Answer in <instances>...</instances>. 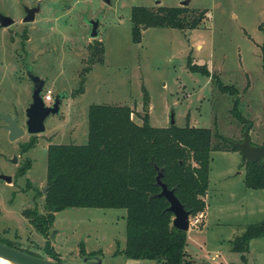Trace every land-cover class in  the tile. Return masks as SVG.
Returning a JSON list of instances; mask_svg holds the SVG:
<instances>
[{"label": "rangeland", "instance_id": "rangeland-1", "mask_svg": "<svg viewBox=\"0 0 264 264\" xmlns=\"http://www.w3.org/2000/svg\"><path fill=\"white\" fill-rule=\"evenodd\" d=\"M181 1L185 0H0V12L14 21L0 27V115L15 116L24 126L32 89L28 73L43 81L41 94L51 91L52 99L45 104L63 95L58 113L45 119L39 134L9 141L0 119V175L11 178L9 183L0 179L1 240L53 260L43 250L45 238L22 210L41 211L46 146L85 142L89 104L129 106L133 121L141 124L145 92L150 126L166 127L172 116L176 127L216 131L222 139L213 136L212 144L239 141L243 129L230 113L232 96L220 92L211 75L187 70V57L237 89L238 109L250 123V142L264 146V53L259 28L261 24L264 29V0H188L189 9L205 10L196 28L148 27L138 43L132 41L131 6L172 7ZM36 3L40 9L33 21L21 22L23 7ZM94 18L98 19L94 39L101 41L103 58L91 64L78 93L87 44L94 40L87 42L88 21ZM26 161L30 167L20 175ZM243 175L237 149L210 151L205 215L195 225L189 223L186 231L189 264H241L239 253L230 250V240L264 220V190L245 187ZM123 216L124 209L65 208L54 213L46 239L59 264H154L115 253L124 245ZM247 249L243 253L247 262L261 264L264 238L249 241Z\"/></svg>", "mask_w": 264, "mask_h": 264}, {"label": "trees", "instance_id": "trees-1", "mask_svg": "<svg viewBox=\"0 0 264 264\" xmlns=\"http://www.w3.org/2000/svg\"><path fill=\"white\" fill-rule=\"evenodd\" d=\"M205 10H192L187 6L146 8L130 7V34L138 43L141 31L148 27H166L179 30L196 28L204 18ZM261 51L264 53V29ZM86 66L80 71L82 91L85 73L91 64L102 62L103 46L94 39L87 44ZM84 60V61H85ZM187 70L211 75L217 89L232 96L230 113L250 128L241 115L237 89L221 83L205 65L186 60ZM264 71V62L262 65ZM141 124L131 118L132 110L126 105L89 104L86 110V140L83 144L59 143L46 146L45 184L41 190V211L25 208L22 215L45 238L43 250L59 264L47 232L54 213L65 208H116L124 209V245L115 253L127 259H150L154 264H189L186 258V231L171 225L172 213L168 203L156 196L160 188L155 184L157 170H162L161 181L189 211V216L203 212L208 186L209 153L213 149L236 147L211 143V137L222 139L206 127L185 125L152 127L148 124L147 95L143 93ZM32 142L20 149L25 152ZM26 161L20 175L30 167ZM244 168L243 184L254 190H264V162L241 163ZM264 235V220L248 225L241 234L230 240V250L239 253L241 264H248L243 253L252 238ZM8 246L35 255L1 240ZM79 253L83 254L80 245ZM37 256V255H36ZM87 257V256H86ZM85 257V258H86Z\"/></svg>", "mask_w": 264, "mask_h": 264}, {"label": "water", "instance_id": "water-1", "mask_svg": "<svg viewBox=\"0 0 264 264\" xmlns=\"http://www.w3.org/2000/svg\"><path fill=\"white\" fill-rule=\"evenodd\" d=\"M158 3V2H157ZM188 0L181 1L179 6H186ZM40 6L37 3L33 7L24 6V16L21 19L23 23H30L34 16L39 12ZM13 19L0 12V27L6 28L13 23ZM89 24V38L97 36L98 19L94 18L88 21ZM28 79L32 82V89L30 94V101L24 110L25 122L21 126L17 122V117L9 115H0V119L4 122V129L7 132L9 141H15L24 134L34 135L44 131V121L52 114H57L59 111L60 100L63 95H56L51 104H45L42 98L43 81L31 74H27ZM169 124H173L172 116H170ZM239 151L241 163L244 161L264 162V146L253 145L248 136L247 127L243 128L241 139L231 144ZM15 160V159H14ZM162 170L159 169L155 175V184L160 188L156 196L163 197L167 203V210L172 213L171 225L179 230L187 231L189 211L185 210L183 205L178 201L174 195L173 189H168L161 181ZM0 179L9 183L11 178L9 176L0 175ZM0 258L10 262L11 264H57L56 262L42 258L36 255L29 254L20 249L8 246L0 242Z\"/></svg>", "mask_w": 264, "mask_h": 264}, {"label": "built area", "instance_id": "built-area-1", "mask_svg": "<svg viewBox=\"0 0 264 264\" xmlns=\"http://www.w3.org/2000/svg\"><path fill=\"white\" fill-rule=\"evenodd\" d=\"M42 98H43L44 103L51 101V99H52L51 91L48 89L44 90V93L42 94ZM201 217H202V212H199L198 214H196L194 216H189L188 217V224L190 223V224H192V226L195 225L196 223L199 222V219Z\"/></svg>", "mask_w": 264, "mask_h": 264}, {"label": "crops", "instance_id": "crops-1", "mask_svg": "<svg viewBox=\"0 0 264 264\" xmlns=\"http://www.w3.org/2000/svg\"><path fill=\"white\" fill-rule=\"evenodd\" d=\"M91 39H94V38H89V37H88V38H87V42H90ZM25 41L28 42V41H29V38H27ZM29 101H30V100H29ZM29 101H28V103H29ZM28 103H27V104H28ZM27 104H26V105H27ZM132 116H133V113H132V115H131V118L133 119ZM205 195H206V194H205ZM204 209H205V208H204ZM204 215H205V212H204V210H203V212H202V217H201L202 219L204 218ZM263 238H264V235L259 236V237H256V238H252V239L249 240V241L252 242V241H254V240H256V239H259V240H260V239H263ZM258 243H260V242H258ZM247 250H248V249H247ZM185 252H186V251H185ZM186 254H187V253H186ZM244 257L246 258V261H248V260H247L248 256H244ZM259 258H260V261H261L260 263H261V264H264V251L260 252V254H259ZM247 263H248V262H247ZM248 264H249V263H248ZM250 264H255V262L253 263V261H251ZM256 264H258V263H256Z\"/></svg>", "mask_w": 264, "mask_h": 264}, {"label": "bare ground", "instance_id": "bare-ground-1", "mask_svg": "<svg viewBox=\"0 0 264 264\" xmlns=\"http://www.w3.org/2000/svg\"><path fill=\"white\" fill-rule=\"evenodd\" d=\"M0 264H11L10 262L0 258Z\"/></svg>", "mask_w": 264, "mask_h": 264}, {"label": "flooded vegetation", "instance_id": "flooded-vegetation-1", "mask_svg": "<svg viewBox=\"0 0 264 264\" xmlns=\"http://www.w3.org/2000/svg\"><path fill=\"white\" fill-rule=\"evenodd\" d=\"M37 4V3H36ZM33 7V6H32ZM23 16H24V12H23Z\"/></svg>", "mask_w": 264, "mask_h": 264}]
</instances>
